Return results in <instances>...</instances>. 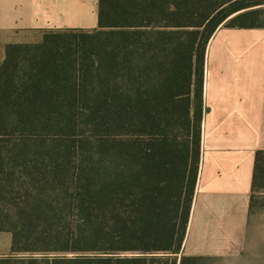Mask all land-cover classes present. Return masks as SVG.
<instances>
[{
  "label": "trees",
  "instance_id": "16d2710c",
  "mask_svg": "<svg viewBox=\"0 0 264 264\" xmlns=\"http://www.w3.org/2000/svg\"><path fill=\"white\" fill-rule=\"evenodd\" d=\"M264 0H99L98 27L0 60V264H199L180 256L216 29ZM264 189V151L252 191Z\"/></svg>",
  "mask_w": 264,
  "mask_h": 264
},
{
  "label": "crops",
  "instance_id": "0c3cea01",
  "mask_svg": "<svg viewBox=\"0 0 264 264\" xmlns=\"http://www.w3.org/2000/svg\"><path fill=\"white\" fill-rule=\"evenodd\" d=\"M98 9L99 0H0V60L9 44L96 29ZM202 103L200 162L179 257L241 258L260 239L252 186L256 154L264 151V27L216 29L204 57ZM5 234L0 257L10 254Z\"/></svg>",
  "mask_w": 264,
  "mask_h": 264
},
{
  "label": "rangeland",
  "instance_id": "374dc122",
  "mask_svg": "<svg viewBox=\"0 0 264 264\" xmlns=\"http://www.w3.org/2000/svg\"><path fill=\"white\" fill-rule=\"evenodd\" d=\"M255 194L256 204L254 209L258 214H254V221L259 226L260 233V239L256 241L255 247L241 258H210L202 260L199 264H264V189H256ZM5 235L11 241L10 234ZM4 242L3 239L0 240V243L3 244Z\"/></svg>",
  "mask_w": 264,
  "mask_h": 264
}]
</instances>
